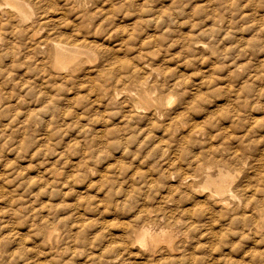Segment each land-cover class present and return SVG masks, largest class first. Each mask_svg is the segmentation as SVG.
<instances>
[{"label":"rangeland","instance_id":"1","mask_svg":"<svg viewBox=\"0 0 264 264\" xmlns=\"http://www.w3.org/2000/svg\"><path fill=\"white\" fill-rule=\"evenodd\" d=\"M19 1L28 18L0 15V264H264V0ZM53 40L84 52L56 68ZM221 172L222 208L203 189Z\"/></svg>","mask_w":264,"mask_h":264},{"label":"bare ground","instance_id":"2","mask_svg":"<svg viewBox=\"0 0 264 264\" xmlns=\"http://www.w3.org/2000/svg\"><path fill=\"white\" fill-rule=\"evenodd\" d=\"M5 5H6V7L4 8L1 4H0V15L3 17V16H7L6 14H8L9 12H19L20 14H23L24 16H26L27 18L29 17V14L31 13L32 14V9H31V6H30V4L29 3H27V1L25 2H23V1H19V0H6V3H5ZM33 8V7H32ZM99 9V8H98ZM103 9V8H102ZM97 12V11H96ZM100 12H102L101 11V9H100ZM102 14V13H101ZM108 14V13H107ZM13 15V14H12ZM84 16V15H83ZM99 16V15H98ZM14 17V16H13ZM104 17V16H103ZM10 18H12V17H10ZM60 18V17H59ZM108 18V17H107ZM13 19V18H12ZM6 22V21H5ZM11 23V24H13V21H8V22H6L7 23V25H8V23ZM5 23V24H6ZM45 23V22H44ZM49 23V22H48ZM56 23H57V21H56ZM2 24V23H1ZM55 24V23H54ZM10 25V24H9ZM44 25H46V24H44ZM50 25V24H49ZM55 25H57V24H55ZM95 25H96V23H95ZM10 26H13V25H10ZM47 26V25H46ZM51 26V25H50ZM9 27V26H8ZM11 28H13V27H11ZM51 39V38H50ZM53 42V58H54V66L56 67V68H66V66L68 65V64H70L73 60H75L80 54H82L84 51L82 50V49H80V48H78V47H76V46H78V45H72V44H69V43H65V42H60V40L59 41H57V40H53L52 41ZM49 46V45H48ZM198 48H200V47H198ZM50 49V48H49ZM152 72V71H151ZM150 72V73H151ZM150 75V74H149ZM152 75V74H151ZM63 76V75H62ZM70 76V75H69ZM71 77V76H70ZM68 79V78H67ZM70 79V78H69ZM145 81V80H144ZM143 82V81H142ZM141 82V83H142ZM178 84V83H177ZM143 85H145V83H143ZM152 86V85H151ZM150 88V87H149ZM176 89V88H175ZM107 90H109V89H107ZM184 94V93H183ZM196 94V93H195ZM180 95V94H179ZM181 95H182V93H181ZM180 95V96H181ZM172 97H170L169 99H171ZM181 98V97H180ZM179 98V99H180ZM183 99V98H182ZM137 101V100H136ZM183 101V100H182ZM147 102H149V100H147ZM130 103V102H129ZM137 103V102H136ZM172 103V101H170L169 102V104H171ZM124 105H127V104H125L124 103ZM131 105V104H130ZM129 106V105H128ZM151 107H153V106H149L148 107V109L149 108H151ZM129 108H133V107H129ZM138 108H140V107H137V108H135V110L133 109V111H138L137 109ZM182 108V107H181ZM180 108V109H181ZM186 108V107H185ZM185 108L183 109V110H185ZM126 109V108H125ZM146 109V108H145ZM126 110H128V109H126ZM131 110V109H130ZM130 110H128V111H130ZM179 110V109H178ZM186 110H188L187 108H186ZM177 111V110H176ZM127 112V111H126ZM154 111H148V118H150V117H154L155 116V114L153 113ZM168 112H170V111H168ZM173 112V111H172ZM171 112V113H172ZM180 112V111H179ZM179 112L177 111V113L178 114H176L175 112H174V114H176V115H174V117L172 116V119H169L170 117H171V113H170V117L168 116V119L167 120H170L171 121V124H173L174 122L176 123V121L175 120H180L181 118H180V114H179ZM183 112V111H182ZM129 113V112H128ZM131 113V112H130ZM129 113V114H130ZM136 114V113H135ZM164 114V113H163ZM127 115V117L128 118H131L133 115H131V117H129L128 116V114H126ZM137 116H138V113L136 114ZM140 115V114H139ZM150 115V116H149ZM183 115V114H182ZM143 116V115H142ZM142 116H141V118H142ZM124 118H126V116H123ZM156 118H157V116H155ZM133 118V117H132ZM135 118V117H134ZM154 119V118H153ZM125 120V119H124ZM131 120V119H130ZM147 120V119H146ZM150 120V119H149ZM160 120V119H159ZM128 121V120H127ZM143 121V120H142ZM153 121V120H152ZM151 121V122H152ZM148 122V121H147ZM151 122H150V124H151ZM158 122V121H157ZM156 121H155V123H157ZM166 122V121H165ZM180 122V121H179ZM179 122H178V124H179ZM149 123V122H148ZM154 123V124H155ZM147 124V123H146ZM164 125H167V124H164ZM174 125V124H173ZM172 125V126H173ZM176 125V124H175ZM139 125H137V127H138ZM155 126H157V124L155 125ZM139 128V127H138ZM142 128V127H141ZM140 128V129H141ZM145 129V128H144ZM196 129V128H195ZM136 132V131H135ZM144 133H145V131H143ZM196 132V131H195ZM197 132H199V131H197ZM142 133V132H141ZM162 148V147H161ZM165 148H167L166 146H165ZM215 162H217V161H215ZM191 176V175H190ZM101 177V176H100ZM104 177V176H103ZM193 177H195V176H193ZM105 179H107V178H105ZM186 179V178H185ZM187 179H188V177H187ZM263 179V178H262ZM192 181H194V179H191ZM189 181V180H188ZM181 183V182H180ZM190 183V182H189ZM193 183V182H192ZM191 183V184H192ZM193 185V184H192ZM192 185H190L191 187H192ZM179 186V185H178ZM187 186H188V183H187ZM248 187V186H247ZM235 188V187H234ZM203 189L205 190V189H209L210 190V192H211V197L212 198H214V199H216V203L219 205V207L220 206H222V207H227V206H229L230 205V202L228 201V199H227V195H230L231 197H236V195L234 194V192H233V190H232V185H231V183H229V175H224V173L223 172H221L220 173V178L219 179H213V178H211L210 176H208V178H207V181H206V185L203 187ZM239 189V188H238ZM244 189V188H243ZM258 189V188H257ZM260 189V188H259ZM191 190V189H190ZM256 190V189H255ZM262 190V189H261ZM237 191V190H236ZM242 191V190H241ZM244 191V190H243ZM257 191V190H256ZM256 191H254V192H256ZM263 191V190H262ZM251 192L253 193V190H251ZM250 192V193H251ZM259 192V191H258ZM239 193H241V192H239ZM125 194V193H124ZM131 195V194H130ZM208 195V194H207ZM252 195H254V194H252ZM251 195V196H252ZM127 196V195H126ZM135 196V195H134ZM204 196H206V195H204ZM136 197V196H135ZM254 197H255V195H254ZM133 198V197H132ZM252 198H253V196H252ZM127 198H125L124 200H126ZM130 199V198H129ZM248 199H250L251 200V198H248ZM247 199V200H248ZM258 199V198H257ZM199 200V199H198ZM208 200V199H207ZM246 199H245V201L246 202H248V203H250L249 201H247ZM126 201H128V200H126ZM202 201V200H201ZM122 202H124V201H122ZM127 203V202H126ZM197 203H200V202H197ZM203 203V202H202ZM204 203H208L210 206H211V202H204ZM197 205V204H196ZM200 205V204H199ZM207 206V205H206ZM206 206H205V208H206ZM209 206V207H210ZM215 206V204H213V206H211V207H214ZM202 207V206H201ZM200 207V208H201ZM210 207V208H211ZM222 207H220V208H222ZM237 206H235V208H236ZM208 208V207H207ZM206 208V209H207ZM199 209V208H198ZM209 209V208H208ZM241 209V208H240ZM245 209V208H244ZM202 210V209H201ZM211 210V209H210ZM212 210H214V209H212ZM223 211L225 210V209H222ZM260 210V209H259ZM263 210V209H262ZM160 211H161V209H160ZM191 211V210H190ZM200 211V210H199ZM202 211H205V209L204 210H202ZM202 211H201V213H202ZM219 211H221V210H219ZM146 212V211H145ZM151 212V211H150ZM189 212V211H188ZM210 212V211H209ZM244 212H245V210H244ZM254 212V211H253ZM256 212V211H255ZM255 212H254V214L253 215H256L255 214ZM161 213L162 212H160V213H157V214H160L161 215ZM223 213H225V216H226V212H223ZM241 213V212H240ZM239 212L237 213L238 215L240 214ZM242 213H243V210H242ZM143 214V213H142ZM151 214V213H150ZM204 214H206L205 212H203V214H202V216L204 215ZM246 214V213H245ZM245 214L243 213V215L245 216ZM144 215V214H143ZM190 215H191V213H190ZM194 215V214H193ZM207 215H209V213L207 214ZM212 215H213V213H212ZM145 216V215H144ZM150 216V215H149ZM195 216V215H194ZM211 216V215H210ZM209 216V217H210ZM228 216V215H227ZM230 216V215H229ZM241 216L242 215H240V218H241ZM154 217H157V216H154ZM192 217V216H191ZM212 217V216H211ZM143 218V217H142ZM159 217H157L156 219H158ZM231 218V217H230ZM144 219H146V218H144ZM149 219V218H148ZM151 219V218H150ZM254 219H255V217H254ZM145 223V222H144ZM148 225V224H147ZM157 241V236H154V235H152L147 229H143L142 230V233L140 234V236H139V238H138V242L139 243H141V244H147V243H153V242H156ZM138 248V247H137ZM167 248V247H166ZM169 248L170 249H165L164 250V252L166 251L167 253H169V254H171V256H173V254L174 253H176V251H178V250H180V249H174L173 247H172V244H169ZM164 249V248H163ZM162 250V249H161ZM183 251V250H182ZM185 253V252H184ZM187 253V252H186ZM168 254V255H169ZM167 255V254H166ZM175 256H177V255H175ZM178 256H180V255H178ZM182 256H185V255H182ZM187 257V256H186ZM163 258L164 257H162V260H163ZM171 259H169V260H171L172 261V257H170ZM182 258V257H181ZM113 259V258H112ZM115 259H117V257L116 258H114V260ZM187 259V258H186ZM193 260H194V258H192ZM160 260V259H159ZM174 260H175V258H174ZM180 260V259H179ZM179 260H176V263H179L178 261ZM184 260V257L182 258V261ZM190 260V259H189ZM191 262L190 263H192V260H190ZM169 261L167 260V263H168ZM172 262H174V261H172ZM183 262H185V261H183ZM187 262V261H186ZM170 263V262H169ZM181 263V262H180Z\"/></svg>","mask_w":264,"mask_h":264},{"label":"clouds","instance_id":"3","mask_svg":"<svg viewBox=\"0 0 264 264\" xmlns=\"http://www.w3.org/2000/svg\"><path fill=\"white\" fill-rule=\"evenodd\" d=\"M69 6H71V0H68ZM37 7L39 8V4H37ZM43 11V9H41ZM39 14V13H37ZM129 211L139 212V209H129ZM3 225H0L2 227ZM135 243V234L129 233V236L127 240L125 241V244L127 248L133 247V244ZM148 249H145L143 252H130L127 257L120 258V254L117 253L116 257L118 259V264H158V261L156 260L154 255H146L145 253L148 252ZM133 256H140V260H132L130 257Z\"/></svg>","mask_w":264,"mask_h":264}]
</instances>
